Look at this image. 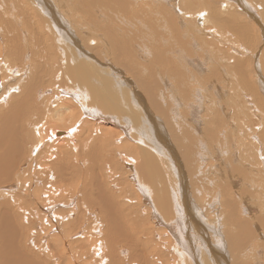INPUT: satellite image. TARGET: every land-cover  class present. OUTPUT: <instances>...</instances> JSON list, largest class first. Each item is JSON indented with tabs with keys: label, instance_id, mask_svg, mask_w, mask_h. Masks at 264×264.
<instances>
[{
	"label": "bare ground",
	"instance_id": "6f19581e",
	"mask_svg": "<svg viewBox=\"0 0 264 264\" xmlns=\"http://www.w3.org/2000/svg\"><path fill=\"white\" fill-rule=\"evenodd\" d=\"M5 1L6 6L3 5V1H0V6L3 8L0 9V201L3 198L5 200L7 194H14L6 196L5 204L8 206L6 210L2 208L3 203L0 202V227L2 226L0 228V251L3 255H0V264H44L42 263L44 261L40 262L37 257L36 260H33L30 255L32 253L29 251L39 255L44 253L45 260H50L52 264H62L63 262L59 258L61 251L59 254L52 249V246L61 243H63V246L61 245L63 247L62 254L67 256L68 260L71 259L69 264H138L139 262L140 264H228L230 263L228 254H226L228 249L230 250L228 253L231 252V264H247L250 256H244L243 253L252 238L251 226L248 225L249 236H244L240 227L246 218H244L237 201L230 200V198L222 202L225 215L222 220L224 219L223 224L226 221L228 226L224 232L225 235L217 230L218 223L211 228L212 225H209L204 221L205 218L201 217L200 212L205 213V208L201 209L194 205L187 186V174H185L179 156L180 152L184 158L182 161L185 162L186 169L189 166V173H193L189 174L190 177H193L195 164H199L197 158L199 150L197 152L195 134L193 131L180 135H177L179 131L173 132V139L179 138L180 140L177 141L180 142V148L178 146L180 151L178 152L168 128L175 119L170 116L169 107L166 109L158 102L156 95L160 90L157 83L161 82V87L166 85V82H169L170 74H173L171 76L174 77L175 82L182 81L183 88L191 89V85L194 84L191 79H195V76L199 75L194 67L196 66L200 70L205 64H209L206 57V54L209 53L210 56L220 55V58L213 56L218 65L212 66L213 76H217L214 68L220 70L222 64L230 68L229 72H231V67H235L233 68L234 74H241L242 79H239L245 83V88L249 90L251 87V93L257 94L256 98L263 97L264 99V16L263 13L260 16L254 11V5L257 6L258 2L264 3V0H177L176 6L173 7L175 8L174 12H172L171 4L159 7L163 4V0H155L154 5L151 4L152 0H144L147 4L142 8L147 15L156 11L158 16L164 14L167 17L165 22L164 18L163 20L150 21L152 24L150 34L153 42L156 43L153 50L154 62L150 60L156 67L149 65L148 73L140 69V67L144 69L145 67L138 62L136 64L137 58L135 53L132 54L135 40L132 41V37L127 35L125 28V25L137 20L136 15L132 13V7L136 0H107L110 4L107 6L109 14L106 17L120 22L117 20L119 16L120 18L128 16L121 30L115 28L117 22L113 21L115 25H112L109 30L112 37L108 36L109 39H107V43L110 45H113L114 41L116 44L120 42L119 47L115 45L116 47L111 53L107 54L109 56L114 54L116 63L120 56L126 55L123 56V68L119 67L121 65L117 67L110 64V59L108 58L109 61L106 59L104 51L97 49L98 45H95L96 47L92 45L98 42V38L94 37L96 34L89 36L86 41H79L77 34L75 35L70 28L71 24L67 25L68 20L66 19L68 18L64 19L58 13L52 1ZM79 1L81 6L90 13L94 8L92 2H102V0ZM64 4L66 3L64 2ZM260 5L264 6L262 3ZM151 6H153V10L150 12ZM258 8L261 13V7ZM119 9L123 11V14L119 13L121 11H118ZM177 9L181 16L180 19L179 15L175 13ZM138 13L140 12L138 11ZM152 17L150 18L152 19ZM147 21L149 20L147 19ZM196 21L201 24H197ZM144 22L146 23V21ZM189 31L194 33L191 37L192 44L198 43L197 37L194 36L197 34L200 44L204 47L207 46L206 54L198 53L201 59L191 58L195 57L196 53L191 47V39L186 36ZM230 31L236 34L235 39L230 38ZM87 33L90 34L91 31ZM119 33L124 36H119ZM174 36L177 39H174ZM84 42H89L88 50L83 48ZM177 45L179 46L178 50L176 49ZM143 46L140 52L145 53L146 48ZM258 46L260 47L257 49ZM91 49L95 50L97 55L99 54L98 58L91 52ZM128 54L129 56H127ZM247 54H250L251 57L248 58ZM252 58L255 59L251 60ZM11 61L19 64H14ZM213 62L211 63L213 64ZM135 65L139 69H136ZM124 68L133 74L137 85L135 78L132 79L128 74L126 77L120 73V70ZM157 68L168 70V76L160 77ZM159 71L162 70L159 69ZM26 77H29V80ZM66 81L69 84L67 89L71 90L72 94L75 95L73 92L80 89L82 97L79 98L82 99L84 112H78V108L69 99V96L62 97L63 85H66ZM198 82L195 80V84H200ZM133 85L136 87L132 88ZM214 87L218 90L226 89V87ZM203 89L206 90L204 87ZM198 90L196 88L189 91L198 92ZM241 90L243 91V89ZM142 92L145 93V96ZM201 97L203 96L201 95ZM242 97L244 96L242 95ZM260 103L264 106L263 100L260 99ZM51 104L54 106H50ZM87 104L96 106L98 111L103 110L109 115L89 110L85 106ZM156 112L163 116L166 125ZM118 118L124 120V123H121ZM47 121H52L54 125L47 126ZM219 122L218 119L208 122L207 134L209 133L210 138L211 136L219 138L215 134L217 131L215 128ZM248 124L250 125V123ZM60 126L70 130H58L57 128ZM76 140L77 143L82 144L84 149L85 146H90L86 157L89 158L88 164L92 168L88 171L91 177L99 179L104 175L106 178L105 180L100 178L101 192L96 195L92 190V196L87 193L88 190L80 191L77 186V190L68 193L69 190L75 188L74 179L71 180L72 185L64 186L61 180L64 181L65 174L63 176L58 174V179L55 180L57 183L51 185L52 189L44 190L46 191H43L44 195L40 194L36 200V194L42 193L43 182L45 183L52 170L46 162L47 156L43 155V152L46 153L47 141L50 144H56L55 147L58 148L64 146L66 141H73L77 145ZM44 144L45 146L42 148ZM246 144H249V141ZM68 146L72 147L71 144ZM75 147L73 145L72 148ZM254 148L252 145V152H254ZM94 150L98 152L99 167L91 157L94 155ZM237 151L240 152V150ZM130 152L136 154L137 158ZM74 154L75 152H73ZM107 154L111 155L109 161L121 160L122 167L120 164H111L112 167L109 168L108 173L102 170L103 175L99 173L100 176L95 177L94 172L101 170L103 163L105 167L110 165L106 163ZM79 159L81 160V158ZM255 159L257 160V157ZM256 160L253 161L255 164ZM57 163L52 164L56 171L58 170L54 166ZM232 167L231 169L234 168ZM76 168L78 177L82 174L79 171L81 168L79 169L78 166ZM238 168L241 169V171L238 169L240 174H243L244 170H248L245 168L242 171L243 167L240 168V166ZM64 170L62 169L61 172ZM258 170L263 171L261 182L252 178L248 173L244 174V180L263 187L264 166ZM64 172L66 173L67 170ZM214 174L216 176L217 173ZM51 175L53 176V173ZM196 175L197 179H192L193 183L199 180L200 176ZM18 179L21 185L16 183ZM207 180L206 183H212ZM108 182L109 184H107ZM95 184L94 186H96ZM105 184L107 188L111 189L110 192ZM219 185L221 186L218 187ZM219 185L217 186L215 183L214 187H210V191H206L204 187L206 194L202 189L201 192H204L202 196L206 195L208 200L209 193L212 192V197L215 194L213 188L219 189L226 186ZM5 187L9 188L5 189ZM198 187L201 186L198 185ZM226 187L221 188L224 190L223 194L228 193L225 192L228 190ZM197 190L195 188V191ZM82 191L87 195L83 197ZM118 191L119 194H117ZM198 195L200 197V193ZM16 196L18 198L24 196L28 198V201H22ZM12 198L16 199L12 200ZM63 200L67 204L61 207ZM213 202L210 203L213 204ZM204 203L208 204L209 202L205 201ZM207 207L208 205H206ZM213 208L215 210L216 206ZM209 211L206 210V212ZM75 214H77V218H73ZM216 214H218V210ZM78 220L81 227L70 231L73 221ZM217 221L219 222L218 219ZM16 223H20L21 228H25L24 231L22 230L25 236H23L24 239L20 237L15 241L16 231L13 233L6 227ZM210 229L221 235V239H215L214 233L210 234ZM10 232L11 236H9ZM121 232L122 234H120ZM194 235L197 237H193ZM219 235L216 237H220ZM207 236H210V241ZM53 241L55 242L53 243ZM14 243L19 246L24 244L21 245L22 247L27 246V248L24 247V251L29 249L30 254L24 255L21 251L20 255H16L19 252L15 253ZM9 247L12 248L10 253ZM45 249H49V252H46ZM151 250L158 251L159 254H154L151 258ZM165 250H168L167 254H164ZM190 251L194 252L193 255H196L199 261L194 258L195 260L192 262V255L190 257L189 253L193 252ZM127 254L130 255V258ZM168 256L170 257L169 262Z\"/></svg>",
	"mask_w": 264,
	"mask_h": 264
},
{
	"label": "rangeland",
	"instance_id": "374dc122",
	"mask_svg": "<svg viewBox=\"0 0 264 264\" xmlns=\"http://www.w3.org/2000/svg\"><path fill=\"white\" fill-rule=\"evenodd\" d=\"M0 1H3L4 4L6 6V1L5 0H0ZM52 1V4L53 6H55L56 10L58 11V13L64 17V19H66V17L68 19L67 22V25L71 24L70 25V28L74 31L75 35L78 37V40L83 42L86 41L89 36L93 35V34H96L94 35V37L98 38V42L96 44H92L93 46H97V49H100L102 51H104L103 53L106 55V59L109 61L110 59V64H114L115 66H119L120 68H123L124 66V62H123V58L126 56V55H123V56H120L119 60H118V63H116L115 61V56L114 54L112 55H108L111 53V51L113 50V48H115L116 46L119 47V43L116 44V42L114 41V44L113 45H110L109 43H107V39H109L108 36L111 35V26L112 25H115V23L117 22L116 20H113V19H109L108 17H106V15L108 16L109 14V11L107 9V6H109V2L107 0H102L101 1H98V2H92L93 5H94V8H93V11L92 13L86 11L82 6H81V3L79 0H50ZM73 1V2H72ZM153 2L151 3L152 5H154V1L155 0H152ZM176 1L177 0H163V4H161L159 7H163L164 5H170L172 8L176 6ZM56 2V3H55ZM64 2L66 4H64ZM72 2V3H71ZM166 4H165V3ZM103 5H101V4ZM107 3V4H106ZM259 4L256 6L254 5V11L262 16V13H263V16H264V6L263 5H260L261 3L264 4L263 2H258ZM75 4V5H74ZM98 4V5H97ZM147 2L144 1V0H136V3L135 5L132 7L133 10H132V13L136 15L137 17V20L134 21V22H131L130 24L128 25H125L127 19H128V16H124V17H121L120 16L118 17V21L120 22H117L116 23V29H119L121 30L125 25V28H126V31H127V35H129L130 37H132V41L135 40V47L133 46V55L135 53V57L137 58V61H136V64H140L141 66L145 67L142 68L140 67V69H143V71H145L146 73L149 72V70L147 69L149 67V65H152L151 63V60L153 61V50L154 48L156 47V43L153 42V38L150 34V31L152 29V24L151 22H153L154 20H158V19H161L163 20L164 18V22L167 21V17L166 15L162 14V16H158L156 14V11L155 12H151L153 10V6L150 7V15L146 14L144 9L142 8L143 5H146ZM106 5V6H105ZM138 5V6H137ZM70 7V8H69ZM258 7H261L260 10H261V13L258 11L259 8ZM170 8V7H169ZM0 9H3L1 6H0ZM69 9V11L67 10ZM121 9H119L118 11H120ZM138 11L140 13H138ZM175 11V8H173V11ZM178 15V9L176 10ZM67 12V13H65ZM70 14H69V13ZM96 12V13H95ZM119 13H122L123 14V11L121 10ZM68 14V15H67ZM98 16H97V15ZM147 15V18H146V15ZM64 15V16H63ZM117 15V13H116ZM115 15V16H116ZM119 15V14H118ZM144 15V16H143ZM153 17H152V16ZM105 16V17H103ZM141 16V17H140ZM144 18H143V17ZM149 16V17H148ZM156 16V18H155ZM140 17V18H139ZM152 17V19L150 18ZM146 18V19H145ZM155 18V19H154ZM181 18V16L179 15V19ZM109 19V20H108ZM120 19V20H119ZM126 19V20H124ZM147 19L149 21H147ZM73 22V23H71ZM108 20V21H107ZM86 21V22H85ZM115 23H114V22ZM146 21V23L144 22ZM151 21V22H150ZM198 21V20H197ZM197 24H201L200 22H197ZM124 22V23H123ZM148 22H150L148 24ZM108 23V24H107ZM138 23V24H137ZM183 23V22H181ZM68 25V26H69ZM141 26V27H140ZM83 28V29H82ZM106 28V29H105ZM142 28V29H141ZM146 28V29H145ZM230 30V28H229ZM91 31L90 34H88L87 32ZM30 32V31H29ZM102 32V33H101ZM109 32V33H108ZM86 33V34H84ZM188 35V38L191 39V37L193 36V32L192 31H189L187 32ZM230 34V38L232 39H235L237 36L236 34L233 32V31H230L229 32ZM232 34V35H231ZM149 35V36H148ZM191 35V36H190ZM119 36H124L122 34L119 33ZM196 36L197 38V42H194V46L192 44L193 40L191 39L190 40V43H191V47L194 48V51L196 53V56L195 57H191V58H199L201 59V56L200 54L198 53H205L206 54V47H204L202 44H200V41H199V36L196 34L194 35ZM108 37V38H107ZM112 37V36H110ZM146 37V38H145ZM80 38V39H79ZM85 38V39H84ZM140 38V39H139ZM174 39H177L176 36H174ZM104 41V42H103ZM106 42V43H105ZM122 43V42H121ZM140 43V44H139ZM147 43V44H146ZM87 44V45H86ZM106 44V45H105ZM108 44V46H107ZM139 44V45H138ZM205 44V43H204ZM116 45V46H115ZM144 45V46H143ZM262 45V44H261ZM260 45V46H261ZM95 46V47H96ZM100 46V47H99ZM113 46V47H112ZM144 47L146 48V51H144L145 53L140 52L141 51V47ZM203 46V47H202ZM258 46L257 49L260 47ZM89 46V42H84L83 43V48L84 49H87ZM109 47V48H108ZM106 48V49H105ZM168 48V47H167ZM104 49V50H103ZM138 49V50H136ZM176 49L178 50L179 49V46L177 45L176 46ZM88 50V49H87ZM176 50V52H177ZM137 51V52H135ZM91 52L95 55V57L98 58V55L96 53L95 50H92L91 49ZM108 53V54H107ZM131 54V55H132ZM108 55V56H107ZM139 55V56H138ZM144 55H148V57L146 58V56H143ZM248 55V58L251 57L250 54H247ZM129 56V54L127 55ZM142 56V58H140ZM213 56H216L218 58H220V55H212L210 56L209 53L208 55L206 54V57L209 61V64H205L204 67H202L200 70L195 66V70L197 71L196 73L199 74L198 77L195 76V79L192 78L191 79V82L193 85H191V89H186V88H183L181 86V83L182 81H180L178 83V81L175 82L174 80V77L172 78L173 74H170L169 76V82H166V85H164L163 87H161V82L160 83H157L160 87V90L157 92V100L158 102L164 106V108H168L169 109V112H170V116H172L175 121L173 122V124H171L168 128H169V132H170V136L172 137V140L174 141L173 143H176L175 147L177 149V151L179 152L180 150L178 149V146H179V143L180 142H177V141H180L179 138L177 140H174L173 139V132L177 133V135H180V134H183L184 132H194L195 134V139L197 140V145H196V149H197V152H198V163L199 164H195L196 168H194L196 174H198L200 177H198V181L199 183L197 184L198 181H196V183L192 181V179H197V175L194 173L193 177H190L191 174L193 173H189V166L187 167L186 169V164L184 161V158L182 157V154H180L179 152V156H180V161L183 165V168H184V171H185V174L186 175V179H187V186L189 188V192H190V195H191V198H193V201H194V205L195 206H198V208H205V213H202L200 212L201 214V217L204 219L205 218V222H208L209 225H212L211 228H213V226L215 224L216 227H217V230H219L220 233H223L225 232V230H227V225H226V221L224 222L223 224V221L224 219L222 220V217L225 216L223 214V203L224 201L228 200L230 198V200H236L237 203L239 204L241 210H242V213H243V216H245L244 218H246L241 224V227H240V230L242 231L241 233H243L244 236L248 235L249 234L247 233L248 232V225L251 226L252 228V238H251V241H249L246 245V247L244 248V253L243 255H249L250 256V259H248V263L247 264H264V221H262V219H264V186L261 187V185H258L256 183H253V182H248L246 180H244V174L245 173H248V175H251L252 178H256L258 182H261L262 181V172L263 171H260L258 172L257 169H259L260 167L264 166V106L260 103V99L264 101L263 97L261 98H256V95L257 94H253L251 93V87L249 88H245V83L242 82L240 79H242V76L241 74L239 75L238 73H235L234 74V69L235 67H231V72H229L230 68H228L226 65H223L222 64V68L219 70V69H215L214 68V71L217 72V76L216 75H212L213 72V67L215 66H218L215 61L216 59L213 57ZM245 57V56H244ZM109 58V59H108ZM122 59V60H121ZM151 59V60H150ZM205 59V58H204ZM255 58H252L251 60H253ZM112 60V61H111ZM140 60V61H138ZM144 60V61H143ZM211 60V61H210ZM205 61V60H204ZM214 61V62H213ZM12 62V61H11ZM138 62V63H137ZM149 62V63H148ZM154 62V61H153ZM213 62V64L211 63ZM12 63H16V62H12ZM143 63V64H142ZM263 64V62H261ZM16 64H19V63H16ZM157 64V63H156ZM113 65V66H114ZM211 65V66H210ZM152 66H155L156 65H152ZM213 66V67H212ZM135 68L136 69H139L137 65H135ZM160 70H164L163 72L162 71H159ZM121 72L120 73H123L126 77L129 75V77H132L135 78L133 76V74L131 72H129V70L127 69H123V70H120ZM124 71V72H123ZM157 71L160 72V77H163V76H168V70H165L164 68L161 69V68H157ZM203 72V73H202ZM212 72V73H211ZM143 73V72H142ZM128 74V75H127ZM164 74V75H163ZM138 75V73H137ZM172 75V76H171ZM233 75V76H232ZM235 75V77H234ZM209 76V77H208ZM238 76V77H237ZM215 77V78H214ZM219 79H217V78ZM29 77H26V79H28ZM240 78V79H239ZM198 79V80H197ZM236 79V80H235ZM29 80V79H28ZM136 80V78H135ZM195 80L196 81H199L198 83L200 84H195ZM217 80L219 81L217 83ZM146 81V80H145ZM201 81V82H200ZM207 83H206V82ZM212 81V82H211ZM214 81V82H213ZM211 82V83H210ZM240 82V83H239ZM70 83V82H69ZM205 83V84H204ZM237 83V84H236ZM66 85H63V93H62V97H65L67 98L69 96V99H71L76 108H78V112L82 113L84 112V109H83V105H82V102H81V98L79 97H82L81 96V91L79 89V91H74L72 94L71 90H68L67 89V86H69V84L67 83V81L65 82ZM68 84V85H67ZM135 84L137 85V80L135 82ZM177 84V85H176ZM204 84V85H203ZM236 84V85H235ZM197 85V86H196ZM135 85L132 86V88L134 87ZM176 86V87H175ZM206 86V87H205ZM214 86H217L219 88H224L226 87V89L222 90H218L216 87ZM136 87V86H135ZM134 87V88H135ZM203 87L206 89L204 90ZM240 87V88H239ZM196 88H198V92H195V91H192L190 92L189 90H195ZM169 89V90H168ZM201 89V90H200ZM243 89V91L241 90ZM66 90V91H65ZM186 92H184V91ZM178 91V93H177ZM206 91V92H205ZM214 91V92H213ZM242 91V92H241ZM66 93V94H65ZM143 95L145 96V93L142 92ZM73 95V96H72ZM79 95V96H78ZM168 96V98H166V96ZM201 95L203 97H201ZM221 97H220V96ZM242 95L244 97H242ZM72 96V98H71ZM190 96V97H189ZM195 96V97H194ZM160 97V98H159ZM225 97V98H224ZM255 97V98H254ZM74 98V99H73ZM79 100H78V99ZM162 98L163 101H162ZM190 98V99H189ZM182 99V100H181ZM204 99V100H203ZM76 102H75V101ZM250 100V101H249ZM255 100V101H254ZM184 101V103H183ZM196 101V102H195ZM239 101V102H238ZM245 101V102H243ZM39 102V101H37ZM180 102V103H179ZM79 103V104H78ZM245 103V104H244ZM254 103V104H253ZM78 106H77V105ZM182 104V105H181ZM198 104V106H197ZM253 104V105H252ZM173 105V106H172ZM200 105V106H199ZM50 106H54L53 104H51ZM87 107V109L89 110H94L98 113H103V114H106V115H109L107 113H104L103 110L101 111H98L96 106H93V105H90V104H87L85 105ZM189 106V107H188ZM245 106V107H244ZM261 106V107H260ZM80 107V108H79ZM260 107V109H259ZM223 109V110H222ZM155 112V111H154ZM246 112V114H245ZM156 114L160 117V119L163 117L160 113H157ZM250 114V115H249ZM161 115V116H160ZM249 115V116H248ZM188 116V117H187ZM182 118V119H181ZM120 120L121 123H124V120L118 118ZM220 120V122L216 125V132L215 134L217 136H219V138L215 137L214 136H211L210 138V135L207 134V129H208V122L210 121H215V120ZM223 119V120H221ZM164 118L161 119V121H163ZM165 124V120L163 122ZM250 123V125L248 124ZM47 126H53V122L52 121H47L46 122ZM189 124V125H188ZM192 124V126H191ZM249 126H248V125ZM166 125V124H165ZM221 125V126H220ZM70 125L68 124V127ZM177 126V127H176ZM244 128H242V127ZM190 127V128H189ZM218 127V128H217ZM179 128V130H178ZM187 128V129H186ZM242 128V129H241ZM58 130H64V131H69L70 129H67V128H64V127H58L57 128ZM182 129H183V132H182ZM195 129V130H194ZM240 129H241V132H240ZM221 131V132H220ZM236 131V132H235ZM239 131V132H238ZM182 132V133H181ZM220 132V133H219ZM202 133V134H201ZM206 133V134H205ZM234 133V134H233ZM250 133V134H249ZM204 134V135H203ZM221 134V135H220ZM242 134V135H241ZM244 134V135H243ZM254 134V135H253ZM68 135V134H67ZM66 135V136H67ZM199 135V136H198ZM206 135V136H205ZM215 135V136H216ZM249 135V137H247ZM256 135V136H255ZM65 136V135H64ZM245 136V137H244ZM263 136V137H262ZM253 137V138H252ZM256 138V139H255ZM231 139V140H230ZM243 139V140H242ZM247 139V140H245ZM261 139V140H260ZM242 140V141H240ZM244 141V142H243ZM248 143L249 141V144H246V142ZM126 142V141H125ZM218 142V143H217ZM76 143H77V140H76ZM127 143V142H126ZM133 143V141H132ZM199 143V144H198ZM252 143V144H251ZM69 144H71V146L73 147V145H75L76 147L75 148H72L70 146H68ZM244 144V145H243ZM56 144H53V143H49L47 141V144L45 146V144L43 145L42 148H44L45 146V150H46V153L43 152V155L47 158L46 162L47 164L50 166V169L51 170V173H53V176L51 175L50 173V177L46 179L45 183L43 182V190H42V193H38L36 194V197L39 196L40 194L44 195V192L48 191L49 189H52V184L53 183H57V176H59L58 174H60L61 176H63L64 178V181H62V183L64 184V186H69V185H72L71 183V180L74 179L73 181V185H75V188L73 190H69L68 193H73L72 191H74L75 189L78 190L80 189L81 190H88L87 193H90L91 195L93 194L92 190L94 191V194L98 195L100 192H101V187H100V178L102 179H106L104 178V175L103 173L104 172H107L108 173V170L109 168H111V164L112 165H119L122 167V164H121V160H116V159H113L111 161H109V158H110V154H107V158H106V163L110 164L108 166L105 167L104 163L102 164V169L101 170H97L96 172H94V175L95 177L97 176H100L99 173H102V177H100L99 179L98 178H92L91 175L89 174V170L92 169L91 167H89V158L86 157L87 155V151L90 150V146H85V149L84 147L82 146L81 143H77V145L73 142V141H66L64 142V146L62 147H58L56 148L55 147ZM79 145V146H78ZM217 145V146H216ZM241 146V149H240V146ZM243 145V146H242ZM248 145V146H247ZM252 145L255 147L254 148V152H252ZM247 146V147H246ZM235 147V148H234ZM180 148V146H179ZM237 148V149H236ZM239 148V149H238ZM73 149V150H72ZM128 149H131L130 147H128ZM225 149V150H224ZM233 149V151H232ZM82 150V151H81ZM237 150H240L237 151ZM244 150V151H243ZM250 150V152H248ZM259 150V151H258ZM243 151V152H242ZM60 152V153H59ZM72 152V153H71ZM73 152H75V154L73 155ZM256 152V153H255ZM66 153V154H65ZM79 155H77V154ZM82 153V154H81ZM131 154H133V156L135 158H137V155L134 154L133 152H130ZM223 153V154H221ZM255 153V154H254ZM200 154V155H199ZM52 155V156H51ZM73 155V157H72ZM238 155V156H236ZM77 156V157H76ZM81 156V157H80ZM93 161L97 164V166L99 167V158H98V152L96 150H94V155H91ZM182 157V158H181ZM244 157V158H243ZM247 157V158H246ZM252 157V158H251ZM257 157V160L255 159ZM81 158V160L79 159ZM85 163H83L84 161ZM251 158V159H250ZM258 158H259V161H258ZM263 158V159H261ZM52 159V160H51ZM80 162H79V160ZM61 160V161H60ZM72 160V161H71ZM256 160V164L253 162ZM74 161V162H73ZM244 161V163H243ZM258 161V163H257ZM58 162V163H57ZM80 166H79V164ZM119 162V163H118ZM53 163H57L54 167L59 171H56L53 167H52V164ZM64 163H66L67 165H65ZM204 163V164H203ZM88 164V165H87ZM206 164V165H205ZM237 164V166H236ZM249 164V165H248ZM200 165V166H199ZM205 165V166H203ZM209 165V166H208ZM233 165V167H232ZM64 166V167H62ZM70 166V167H69ZM73 166V167H71ZM80 169V173H82L80 176L77 177V167ZM84 166V167H83ZM110 166V167H109ZM240 166V168L243 167L242 171L246 168L248 169L247 171H243L241 173L243 174H240V171L241 169H239L238 167ZM242 166V167H241ZM249 166V168H248ZM252 166V167H251ZM254 166V167H253ZM69 167V169H68ZM84 169H83V168ZM86 167V168H85ZM201 167V168H200ZM231 167L233 169H231ZM237 167V169H236ZM73 168V169H72ZM207 168V169H206ZM60 169V170H59ZM67 170V172L69 173H62L61 170ZM215 169V170H213ZM226 171H225V170ZM240 171H239V170ZM256 169V170H255ZM104 172H103V171ZM229 170V171H228ZM232 170V171H230ZM102 171V172H101ZM257 171V172H256ZM57 172V173H56ZM119 172V171H118ZM192 172V171H191ZM203 172H207L205 175L202 174ZM212 172V173H210ZM228 172V173H227ZM214 173H217L216 176H214L215 174ZM230 173V175H229ZM260 173V174H259ZM98 174V175H97ZM190 174V175H189ZM211 176H209V175ZM227 174V175H226ZM196 175V177H195ZM229 175V176H228ZM236 175V176H234ZM238 175V176H237ZM207 176V178H206ZM234 176V177H233ZM264 176V175H263ZM25 177V175H24ZM73 177V178H72ZM239 177V178H238ZM62 178V179H63ZM108 178V177H107ZM203 180H202V179ZM206 178V180H210L212 181V183L208 182L206 183V180H204ZM66 179V180H65ZM14 181V178L12 179ZM49 180V181H48ZM56 180V181H55ZM90 181V183H87V181ZM203 182H201V181ZM207 180V181H208ZM19 181V182H18ZM55 181V182H54ZM67 181V182H66ZM81 181V182H79ZM108 181V180H107ZM191 181V182H190ZM205 181V183H204ZM218 181V182H217ZM245 181V182H244ZM65 182V183H64ZM78 184H77V183ZM201 182V183H200ZM16 183H18L19 185H21V182L20 180L18 179L16 181ZM69 183V184H68ZM96 183V184H95ZM216 185L218 186L219 184H222V185H226V189H228L227 191L225 192H228V193H224V190H222L221 188H225V187H221V188H215L216 189V192H215V189L213 188L214 190V196L212 197V192L209 193V199L207 200L206 198V195L204 196V194H206V191H210V187L213 185ZM230 183V184H229ZM47 184V185H46ZM62 184V185H63ZM77 184V185H76ZM81 184V185H80ZM93 184V185H92ZM94 184L96 186H94ZM98 184V185H97ZM109 184V182L107 183ZM194 184V185H193ZM204 184H208V185H204ZM46 185V186H45ZM198 185H200L201 187L199 188ZM214 185L212 187H214ZM79 186V187H77ZM93 186V187H92ZM99 186V187H98ZM221 185H219L218 187H220ZM250 186V187H248ZM255 186V187H254ZM77 187V188H76ZM83 187V188H82ZM98 187V188H97ZM105 187H106V184H105ZM206 188V191H205V188ZM209 187V188H208ZM211 187V188H212ZM242 187V188H241ZM248 187V188H247ZM252 187V189H251ZM9 187H5V189H7ZM40 188V187H39ZM94 188V189H93ZM96 188V189H95ZM107 188V187H106ZM122 188V187H121ZM195 188L197 191H195ZM36 189V188H35ZM34 189V190H35ZM108 191L110 192V188H107ZM202 189H204L203 191L205 192H201ZM250 189V191H249ZM46 190V191H44ZM103 190H105L103 188ZM200 190V191H199ZM219 190V191H218ZM239 190V191H238ZM44 191V192H43ZM82 191V192H83ZM99 191V192H98ZM249 191V192H248ZM243 192V193H242ZM84 193V194H83ZM81 193V195H87V193L83 192ZM200 193V197H199V194ZM202 193L203 196H202ZM14 193H9L7 194L6 196H11L13 195ZM67 194V193H66ZM117 194H119V191L117 192ZM223 194V195H222ZM16 195V194H15ZM5 196V200L7 199V197ZM93 196V195H92ZM17 197V196H16ZM18 198V197H17ZM16 198H12V200H15ZM22 201H28V198L26 197H21V198H18ZM38 199V197L36 198V200ZM5 200L4 198L1 199V204L3 203V209L6 210V208L8 207L7 204H5ZM253 200V201H252ZM26 201V202H27ZM205 201H208L209 203L205 204L204 202ZM213 202L210 203V202ZM201 202V203H200ZM203 202V204H202ZM62 206L64 204H67L66 201L63 200V202H61ZM6 205V206H5ZM206 205H208V207L206 208ZM213 205V206H212ZM215 210L217 212L218 210V214H216V212H214V208L215 207ZM263 207V208H262ZM251 208V209H250ZM200 209V210H201ZM206 210H210L209 212H206ZM35 211V210H34ZM6 212V211H5ZM215 213V214H214ZM11 215V213H10ZM209 218H208V216ZM212 215V216H211ZM242 216V215H241ZM211 217V218H210ZM217 217V218H216ZM73 218H77V214L74 215ZM10 219L12 220V217H10ZM217 219L219 220V222L217 221ZM253 219V220H251ZM81 221V220H80ZM32 223V222H31ZM35 222H33L32 224H34ZM78 223V224H76ZM76 224V225H75ZM78 221H73L72 223V226L70 227V231L73 230H76V229H79V227H81V224ZM122 224V223H121ZM79 225V226H78ZM219 226V227H218ZM2 227V226H1ZM0 227V228H1ZM11 227H14V228H11ZM6 228H9L11 229L13 233H15V241L21 237V239H24L23 236L24 233V227L21 228L20 226V223H16L15 225L13 226H8ZM223 228V229H222ZM15 229V230H14ZM21 229V230H19ZM23 230V231H22ZM213 231V232H212ZM10 232V235L11 236V233ZM214 233V235H213ZM122 234V232L120 233ZM150 234V233H149ZM210 234H212L214 236V238H220L221 239V235L217 234L215 230H211L210 229ZM151 235V234H150ZM220 236V237H216V236ZM225 235V234H224ZM119 237V236H118ZM195 237V235L193 236ZM197 237V236H196ZM195 237V238H196ZM208 237V236H207ZM195 238H193L195 240ZM210 238V236L208 237V239ZM212 239V238H211ZM1 240V239H0ZM156 240L158 241V239L156 238ZM14 241V242H15ZM210 241V239H209ZM223 241V240H222ZM55 241H53L54 243ZM33 243V242H32ZM219 243H224V242H219ZM34 244V243H33ZM21 245H24V244H21ZM20 245V246H21ZM63 246V243H61L60 245L57 244V246H52V249L56 250L55 252L59 253L60 254V251H61V254L63 253V250H62V246ZM16 246V247H15ZM19 244H15L14 243V247H15V253H18L16 255H20V252L22 251L23 254H30L33 258V260H36L35 258L37 257V259H39L40 262L44 263V264H52L50 260H45L44 258V253L42 254H35V252H32V251H28L24 249L27 248V246H21L20 247ZM157 246V245H156ZM155 246V247H156ZM25 247V248H24ZM153 247V245H152ZM194 248V247H193ZM20 249V250H19ZM32 249V248H31ZM228 249V248H226ZM18 250V251H17ZM46 252L48 251L49 252V249H45ZM12 251V248L9 247V253ZM27 251V252H26ZM34 251H38V250H34ZM51 251V250H50ZM226 254H228V264H231V252L228 253V251H230L229 249L226 250ZM190 252H193V251H190ZM40 253V252H39ZM168 253V250H165L164 251V254H167ZM188 253V252H187ZM58 254V256H59ZM59 256V258H61V262H63L64 264L68 263L69 264V261L71 260H68L67 256L65 255H61ZM131 254V253H129ZM157 255L159 254L158 251H152L151 250V258L153 257V255ZM193 253H189L190 257H191V260L192 262H194L195 259L198 260V257L196 255H193ZM0 255L1 254V251H0ZM128 255V254H127ZM3 256V255H2ZM129 258H130V255H128ZM122 257H125L124 255H122ZM65 258V259H64ZM195 258V259H194ZM66 260V261H65ZM230 260V261H229ZM170 261V257L168 256V262ZM199 261V260H198ZM50 262V263H48ZM60 262V263H61ZM128 262H130L128 260ZM62 263V264H63ZM39 264V263H38ZM140 264V262L138 263Z\"/></svg>",
	"mask_w": 264,
	"mask_h": 264
}]
</instances>
